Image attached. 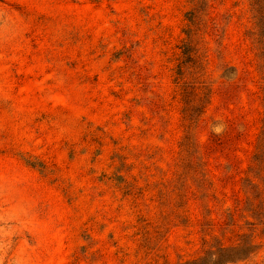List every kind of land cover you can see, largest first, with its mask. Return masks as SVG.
<instances>
[{
  "label": "rangeland",
  "instance_id": "rangeland-1",
  "mask_svg": "<svg viewBox=\"0 0 264 264\" xmlns=\"http://www.w3.org/2000/svg\"><path fill=\"white\" fill-rule=\"evenodd\" d=\"M194 259L264 264V0H0V264Z\"/></svg>",
  "mask_w": 264,
  "mask_h": 264
},
{
  "label": "trees",
  "instance_id": "trees-1",
  "mask_svg": "<svg viewBox=\"0 0 264 264\" xmlns=\"http://www.w3.org/2000/svg\"><path fill=\"white\" fill-rule=\"evenodd\" d=\"M213 250H214V252L215 251H217L218 252V256L219 257H222L223 256V252H222V246H218V247H214L213 248ZM182 264H203V262L202 261H196V259H194V260H191V261H187V262H184V263H182ZM217 264V263H216Z\"/></svg>",
  "mask_w": 264,
  "mask_h": 264
},
{
  "label": "clouds",
  "instance_id": "clouds-1",
  "mask_svg": "<svg viewBox=\"0 0 264 264\" xmlns=\"http://www.w3.org/2000/svg\"><path fill=\"white\" fill-rule=\"evenodd\" d=\"M217 131H219V129H217Z\"/></svg>",
  "mask_w": 264,
  "mask_h": 264
}]
</instances>
